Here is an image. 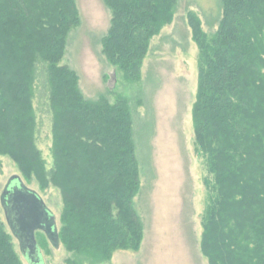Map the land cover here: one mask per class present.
I'll return each mask as SVG.
<instances>
[{
  "label": "trees",
  "instance_id": "16d2710c",
  "mask_svg": "<svg viewBox=\"0 0 264 264\" xmlns=\"http://www.w3.org/2000/svg\"><path fill=\"white\" fill-rule=\"evenodd\" d=\"M104 2L112 19L103 54L136 83L178 0ZM220 7L221 16L204 12L219 19L214 34L188 16L199 49L195 151L213 181L201 250L210 264H264V0H221ZM80 21L76 0H0V155L27 180L60 191V243L80 257L74 262L104 264L142 246L140 162L129 99H86L78 73L63 65ZM39 64L50 87L51 169L37 147ZM0 264H23L3 222Z\"/></svg>",
  "mask_w": 264,
  "mask_h": 264
},
{
  "label": "rangeland",
  "instance_id": "374dc122",
  "mask_svg": "<svg viewBox=\"0 0 264 264\" xmlns=\"http://www.w3.org/2000/svg\"><path fill=\"white\" fill-rule=\"evenodd\" d=\"M76 3L81 21L69 35L63 65L78 73L86 99L106 96L111 103L117 95L129 99L140 162L141 188L135 208L144 226L142 246L136 252L117 251L104 264H210L202 253L201 243L213 181L210 184L206 181L210 176L205 159L195 151L192 108L198 87L199 49L193 41L188 16L190 13L199 16L203 30L214 34L219 19L211 20L204 12L212 16L220 13L221 0H178L173 23L152 40L142 78L136 83L125 82L103 54L102 40L112 19L104 0H76ZM49 95L46 70L39 64L34 99L37 147L51 169ZM16 175L41 196L56 217L60 231L63 213L60 191L54 186L42 189L35 179L27 180L17 164L3 155H0V222L10 232L1 196L10 178ZM36 238L45 264H77L74 261L80 259L62 244L56 249L43 232H38ZM13 239L22 263L28 264Z\"/></svg>",
  "mask_w": 264,
  "mask_h": 264
},
{
  "label": "water",
  "instance_id": "95a60500",
  "mask_svg": "<svg viewBox=\"0 0 264 264\" xmlns=\"http://www.w3.org/2000/svg\"><path fill=\"white\" fill-rule=\"evenodd\" d=\"M7 226L28 264H45L36 235L43 232L50 243L61 246L56 217L41 196L28 188L20 176L8 181L1 196Z\"/></svg>",
  "mask_w": 264,
  "mask_h": 264
}]
</instances>
